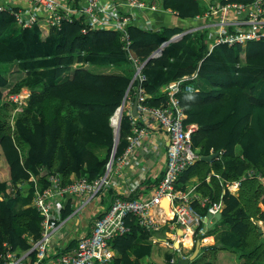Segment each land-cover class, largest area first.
I'll return each mask as SVG.
<instances>
[{
    "label": "trees",
    "instance_id": "trees-1",
    "mask_svg": "<svg viewBox=\"0 0 264 264\" xmlns=\"http://www.w3.org/2000/svg\"><path fill=\"white\" fill-rule=\"evenodd\" d=\"M158 1L184 20L208 11L204 0ZM84 28L78 18L43 37L38 26L21 28L8 12H0V162L5 160L10 175L9 181L0 179V255L6 245L21 255L41 236L42 217L31 206L32 175L42 188L48 183L44 173L59 174L65 183L73 178L95 180L104 174L114 149L119 157L128 147L127 118L122 119L117 146L111 126L134 75L122 34L114 30L84 34ZM206 30L185 34L181 26L160 30L127 26L132 47L143 60L182 34L159 58L147 62V102L160 107L166 100L164 86L197 74L192 83L199 91L181 95L186 124L198 126L193 147L201 157L224 152L212 161L198 160L179 178L178 188L197 178V193L224 204L221 220L207 233L215 237V244L203 248L202 258L191 264H219L221 251L235 254L243 264H264V235L258 225L264 222V185L248 176L255 171L264 177V41L220 44L209 53ZM10 66L23 73L14 84L2 71ZM23 88L31 95L19 112L8 98ZM235 181L239 190L232 194L226 184ZM10 183L18 190L15 196L8 191ZM69 201L63 218L72 213L74 204ZM193 204L202 215L207 213L197 201ZM150 236L133 223L130 233L114 241L119 253L114 264H142L153 254ZM172 257L166 253V264Z\"/></svg>",
    "mask_w": 264,
    "mask_h": 264
},
{
    "label": "built area",
    "instance_id": "built-area-1",
    "mask_svg": "<svg viewBox=\"0 0 264 264\" xmlns=\"http://www.w3.org/2000/svg\"><path fill=\"white\" fill-rule=\"evenodd\" d=\"M148 9L156 10V6L146 0H8L6 5H0V12H8L19 27L38 26L43 37L49 36L51 30L61 29L65 23H73L78 18L84 21V34L91 30L119 31L124 43L123 51L134 71L114 126L120 132L123 117L130 123L125 154L109 161L106 174L93 181L80 178L63 185L59 175H52L45 188L36 183L32 206L42 217L41 236L33 242L30 250L21 255L6 245L7 250L0 255V264H114L119 258L118 251L113 247L114 241L130 233L133 223H138L143 230L151 233L149 241L153 245L171 249L174 254L178 252L183 256L182 251L187 248L183 240L191 235L193 246L197 236L205 235L207 214L215 215L223 211L222 202H212L209 197L197 193L196 188L185 189L188 185L183 189L177 187L181 175L201 159L198 150L193 147V133L198 126L186 124L188 116L181 100L184 92L195 91L193 86L185 83L196 79L197 74L164 86L162 92L166 100L160 107L148 104L150 95L144 86L147 81L144 69L148 61L162 55L168 42L143 60L134 51L127 32L134 11ZM214 18L218 20L212 22ZM196 21L212 28L217 24L219 31L212 43L209 40L210 51L220 44L244 46L250 41H264V0H226L222 6L212 5ZM151 29L158 30L156 26ZM29 96L30 91L24 89L18 95L11 96V99L22 106ZM136 101L137 115L133 112ZM157 134L162 135L166 143V168L161 177L153 176L155 179L152 180L156 183L150 192L147 190V194H139L138 190H144L143 184L148 177L137 152L143 151L146 156L158 151L160 145L153 140ZM223 153H219V157ZM126 168L130 171L136 168L142 170L139 179L128 181L129 188L122 183ZM248 176H256L264 185L261 174L251 171ZM226 188L236 193L239 182L227 183ZM107 190L111 195L109 204L103 202ZM67 196L78 199L73 203L77 210L62 220L61 213ZM94 200L89 216L93 224L91 230L74 233L72 246L71 239L66 236L56 242L62 224L82 216L85 206ZM166 200L168 207L163 205ZM195 201L201 208L207 209V214L202 215L196 210ZM260 224L264 230V222ZM180 229L182 235L178 233ZM175 237L180 239L177 240L180 242L178 248L174 243ZM170 264H176V257L170 260Z\"/></svg>",
    "mask_w": 264,
    "mask_h": 264
},
{
    "label": "crops",
    "instance_id": "crops-1",
    "mask_svg": "<svg viewBox=\"0 0 264 264\" xmlns=\"http://www.w3.org/2000/svg\"><path fill=\"white\" fill-rule=\"evenodd\" d=\"M103 1H105V0H103ZM146 1H148V0H146ZM204 1H206L207 3H212V5L215 7L222 6L223 4L226 3V0H204ZM235 1H237V0H235ZM150 2L156 6V10L148 9V10H136V11H134V15L132 17V23L131 24H133L137 27L145 28V29H151V28L154 29L156 26L158 30H160L162 27L181 26L186 30L184 32L185 34L186 33H193V32H196L198 30L209 29L211 34H212L211 43L213 42L216 34L219 31L217 24H215V26L212 28V27L208 26L207 24H203L202 22L196 21V19L195 20H184V19L180 18L177 13H175L171 10L164 9L161 6L160 1H158V0L148 1V3H150ZM238 2H240V1H238ZM7 3H8V0H0V5H6ZM153 140L156 141L157 143H159V145H160L158 151L152 152L151 154L146 155V156H145L143 151L137 152L138 157L142 158V167L145 168V175H146V177H148V179H146L144 181V184H143L144 190H141V191L138 190L137 193H139V194H147L148 192H150L152 190V187L155 185V182L152 179H155V177H161L165 171V168H166V159L167 158H166V143L164 142V138L162 135L157 134V135H154ZM2 162H3V160L0 162V165L2 164ZM126 172L127 173H126L122 183H123L124 187L129 188L128 181L130 182V181H134V180L139 179V175L142 172V170H141V168H136V169H132L130 171L129 168H126ZM8 173H9V171H8ZM153 176H155V177H153ZM0 179L2 181H9L10 175L7 176L5 173H0ZM35 179H38V178L35 177ZM73 179H75V178H73ZM207 182H209V180ZM38 184H39V186H41L40 181L38 182ZM199 184H200L199 180L197 178H193V179H191V183L186 188L185 187H181V188L187 189L189 187L190 188L194 187L197 190V187ZM21 186L23 188L24 184H22ZM148 186H152V187H148ZM147 190H149V191L147 192ZM238 190H239V188H238ZM238 190H237V192H238ZM237 192L234 194H237ZM108 196H109V201L106 200V198ZM110 198H111V195H110V191L108 190L107 192H105V194L103 196V202L109 204L111 202ZM72 202H73V200H72ZM64 209H63V212L61 213V219H64L63 218V213L65 211ZM92 209H93V204H89V205L85 206L82 216L77 217V218L76 217L71 218L67 222L63 223L61 231L59 232V235L55 239L56 242H60L66 236V237H69L71 239L70 246H72L73 245L72 235H74V233L81 234L83 232H89L92 228V225H93L91 219L89 218V216L91 215L90 212ZM72 213H74L73 210H72ZM205 243H210L207 246L214 245L215 244V237L209 236L208 238H205L204 240H202L201 246L206 247ZM157 247L164 248V247L154 245L153 254L150 257L145 258L143 260V262H151V263L156 262L157 264H161L160 261L155 258V256H157V255H155V253H156L155 248H157ZM191 248H192V246H189L188 250ZM56 249H58V247H56ZM164 249L169 250L167 248H164ZM201 255H202V253H201ZM143 262H142V264H144ZM218 263L219 264H243V261L240 260L235 254H233L231 252L221 251L218 254Z\"/></svg>",
    "mask_w": 264,
    "mask_h": 264
},
{
    "label": "bare ground",
    "instance_id": "bare-ground-1",
    "mask_svg": "<svg viewBox=\"0 0 264 264\" xmlns=\"http://www.w3.org/2000/svg\"><path fill=\"white\" fill-rule=\"evenodd\" d=\"M92 31V30H91ZM115 31V30H114ZM180 35V37L182 36L181 34H178V35H176V36H179ZM179 37V38H180ZM173 38H175V36L173 37ZM173 38L168 42V44L170 43V42H174V41H176V40H174V41H172L173 40ZM178 38V39H179ZM167 44V45H168ZM166 45V46H167ZM160 47V46H159ZM165 49V48H164ZM213 51V50H212ZM212 51H210V46H209V53H211ZM148 58V57H147ZM159 58V57H158ZM178 80H180V79H178ZM195 79H193V80H189L188 82H186L185 83V85H191V86H193L194 88H195V86L193 85V81H194ZM174 81H177V80H174ZM174 81H172V82H174ZM171 83V82H170ZM24 89H27V90H29L28 88H23L22 90H24ZM21 90V91H22ZM21 91L19 92V93H21ZM30 91V90H29ZM199 90L198 89H196L195 88V91L194 92H198ZM19 93H17V94H13V95H11V96H14V95H18ZM185 93V92H184ZM183 93V94H184ZM186 93H189V92H186ZM193 93V92H192ZM30 95H31V92H30ZM11 96H9V100H11L13 103H15L12 99H11ZM30 97V96H29ZM28 99L29 98H27L26 99V104H24V105H22V106H20V105H18L17 103H15V105L17 106V111H19V112H22L23 111V109L27 106V104H28ZM121 106H122V104H121ZM120 106V107H121ZM119 107V108H120ZM119 108L117 109V111H116V113L114 114V115H116L117 114V112H118V110H119ZM114 117V116H113ZM113 117H112V119H113ZM112 119H111V126L113 127V129H114V126L112 125ZM114 133H115V136L117 135V133H118V131H116L115 129H114ZM119 134H120V132H119ZM119 139H120V136H119ZM116 148V147H115ZM127 149V148H126ZM126 151V150H125ZM125 154V152L123 153V155ZM123 155H121V156H123ZM121 156H119V157H121ZM119 157H116V149H114V151H113V154H112V156H111V158H110V160L109 161H111L113 158H115V159H117V158H119ZM109 163V162H108ZM108 163H107V165H108ZM107 165H106V169H105V172H104V174L103 175H101L100 177H103L105 174H106V171H107ZM52 175H59V174H52ZM52 175H47L46 173H44V174H42V176L43 177H46L47 178V180L49 179V177L50 176H52ZM60 176V175H59ZM100 177H98V178H100ZM32 178H33V180H32ZM60 178L62 179V183H63V185H69V184H71L75 179H80V178H75V179H72L69 183H65L64 181H63V178L60 176ZM83 178H86V179H88L87 177H83ZM97 178V179H98ZM89 180V179H88ZM96 180V179H95ZM30 181L31 182H33L34 183V189H35V185H36V183L38 184V179H35V176H31V178H30ZM89 181H93V180H89ZM235 182H237V181H235ZM233 183V182H232ZM22 188V186L20 187V189ZM8 191H10V193L12 192V193H14V196H15V194H16V192L18 191L16 188H15V186L12 184V183H10V184H8ZM108 191V190H107ZM107 191H105V192H107ZM229 191V190H228ZM230 192V191H229ZM232 193V192H231ZM232 194H234V193H232ZM69 200H73V203H75V202H77L78 201V199L77 198H72V196H67L65 199H64V208L67 206V202L69 201ZM33 203V202H32ZM94 203H95V200L94 201H91L89 204H93L94 205ZM88 204V205H89ZM31 206H32V204H31ZM33 207V206H32ZM75 210H77V207H75V205L73 206V212H75ZM63 211V210H62ZM219 213V212H218ZM222 213V212H221ZM171 213L169 212V215H170ZM207 214V213H206ZM209 214V213H208ZM207 214V215H208ZM72 215V214H71ZM71 215H69L68 217H66V218H64V219H62V220H66L67 218H69ZM208 217V216H207ZM214 221V222H213ZM67 222V221H66ZM218 221H216V219L213 217V219L211 220V223L213 224V226L217 223ZM258 224L260 225L259 226V232H260V230H262V233L261 234H263L264 235V230H263V228H262V225L260 224V222H258ZM208 226V224L206 223V225H205V227H206V232H205V235L203 236V235H199V236H201L202 237V240H204L205 239V237H206V234L208 233V231L213 227H211V228H208L207 227ZM182 231V230H181ZM184 242H185V246H187V247H189V245H191V241H192V236L191 235H189L187 238H185L184 240H183ZM195 245V244H194ZM194 246H192V248H193ZM202 250V249H201ZM193 254V253H192ZM191 254V255H192ZM200 254V253H199ZM32 258H33V256H32ZM23 262V261H22Z\"/></svg>",
    "mask_w": 264,
    "mask_h": 264
},
{
    "label": "rangeland",
    "instance_id": "rangeland-1",
    "mask_svg": "<svg viewBox=\"0 0 264 264\" xmlns=\"http://www.w3.org/2000/svg\"><path fill=\"white\" fill-rule=\"evenodd\" d=\"M211 6H212V3H208V11L211 9ZM218 19L216 18H214L213 20H212V22H214V21H217ZM204 30H206V29H204ZM206 34H207V37H208V39L211 41L212 40V34H211V32H210V30L209 29H207L206 30ZM2 71L3 72H5L6 73V78L8 79V81L11 83V84H14L15 82H17L22 76H23V73L22 72H20L19 70H18V67L17 66H10V67H8V68H6V69H2ZM100 71H108V70H100ZM113 72H116L115 70H113ZM119 117V116H118ZM117 121V120H116ZM100 154L101 155H103L104 154V152H100ZM9 171V169H8V166H7V164H6V162H5V160H3V162H2V164L0 165V173H5L7 176L9 175V173H8V171ZM106 200L107 201H109V196L106 198ZM165 204H167V205H165ZM163 205L165 206V207H168V202L167 201H163ZM180 235H182V234H180ZM164 237V236H163ZM198 237H201V236H197L195 239H194V244H196L197 242H198ZM209 236H207V234H206V237L205 238H208ZM202 238V237H201ZM177 240H180L178 237H175V239H174V243H176L177 242ZM176 241V242H175ZM200 242H202V239L200 240ZM192 244H193V242L191 241V245H189V246H192ZM206 244V246L208 245V244H210V243H205ZM194 246V245H193ZM195 247H193V248H191V249H189L188 250V247L186 248V249H184L183 251H182V254H183V257H189L190 255H191V252L193 253V249H194ZM155 251H156V253H155V255H157V256H155V258L157 259V260H159L160 261V263L161 264H166V253H171V254H173V252L171 251V250H166V249H164V248H159V247H157V248H155ZM177 256H179V253H177ZM202 258V255L201 256H199L198 257V259L197 260H199V259H201ZM144 264L146 263V264H157L156 262H153V263H151V262H143Z\"/></svg>",
    "mask_w": 264,
    "mask_h": 264
},
{
    "label": "water",
    "instance_id": "water-1",
    "mask_svg": "<svg viewBox=\"0 0 264 264\" xmlns=\"http://www.w3.org/2000/svg\"><path fill=\"white\" fill-rule=\"evenodd\" d=\"M174 40L175 39H173L172 41H174ZM133 112H134L135 115H137V113H138L137 112V101H136V103L134 105ZM119 136H120V134H119V131H118L117 135L115 136V146H117V144L119 142ZM218 157H219V153H213V154H210L208 156H202L201 157V160H204V161H212L213 159H216ZM165 205H167V204H165ZM207 216H208L207 221H206L207 224H208L207 227L208 228H211L213 226V224L211 223V220L213 219V217L216 219V221H219V220H221V218H222L223 215H222L221 212H219V213H217L215 215H212V214L209 213ZM260 233H262V230H260ZM179 234H182L181 229L179 230ZM178 245H180L179 242L176 243V247H178ZM203 248H205V246H201V242L198 241L196 243L195 250H194L193 254L190 255L189 257H186V258L179 257L177 264H191L199 256V253H200L201 249H203Z\"/></svg>",
    "mask_w": 264,
    "mask_h": 264
},
{
    "label": "clouds",
    "instance_id": "clouds-1",
    "mask_svg": "<svg viewBox=\"0 0 264 264\" xmlns=\"http://www.w3.org/2000/svg\"><path fill=\"white\" fill-rule=\"evenodd\" d=\"M178 233H179V232H178ZM177 242H178V241H177ZM177 242H176V243H177ZM176 243H175V245H176ZM179 244H180V242H179ZM178 247H180V245H178ZM178 247H176V248H178ZM169 250H171V249H169ZM171 251H172V250H171ZM172 252H173V251H172ZM177 253H178V252H176L175 254L173 253V257H176V264L178 263V258H179V257L186 258V257L181 256L180 254H179V256H177ZM173 257H172V258H173ZM172 258H171V259H172ZM171 259H170V260H171ZM168 263L170 264V261H169Z\"/></svg>",
    "mask_w": 264,
    "mask_h": 264
}]
</instances>
